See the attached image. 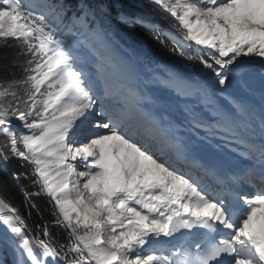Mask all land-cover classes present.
I'll return each mask as SVG.
<instances>
[{"label":"snow or ice","instance_id":"6c2138e0","mask_svg":"<svg viewBox=\"0 0 264 264\" xmlns=\"http://www.w3.org/2000/svg\"><path fill=\"white\" fill-rule=\"evenodd\" d=\"M0 49V264H264V0H0Z\"/></svg>","mask_w":264,"mask_h":264},{"label":"trees","instance_id":"16d2710c","mask_svg":"<svg viewBox=\"0 0 264 264\" xmlns=\"http://www.w3.org/2000/svg\"><path fill=\"white\" fill-rule=\"evenodd\" d=\"M158 19H159V21L161 22V24L163 26H167L168 27L167 21H165L163 19H160V18H158ZM137 38L138 39L146 40L148 43L152 44L153 47H158L148 37L138 36ZM4 51H5V49H0V54H2ZM160 55H161V58L162 59H167V58H169V55L170 54L167 53L166 50H161ZM7 183H8V188H9V195L12 196V197H14L15 202L21 206V211L23 212L24 216L26 218H28V215H29L28 214V210L23 207V197L21 196V194L17 190V188L15 186V183L13 181H11V180H9ZM37 203H39L42 208L47 206L46 205V200H37ZM43 216H44L45 219L47 218L48 220H51V216H50V213L49 212H44L43 213ZM28 220L30 222H32V220H36V221L39 222L40 218L36 215L35 211L33 210L32 215H31V218L28 219ZM54 230L55 231L52 230V233H53L54 236H58L60 238L63 237V232H62L61 229H54ZM58 230H60L61 232H59Z\"/></svg>","mask_w":264,"mask_h":264}]
</instances>
